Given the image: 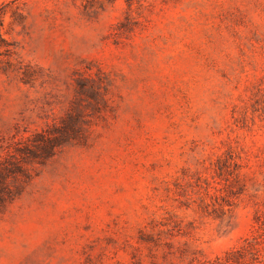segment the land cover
Here are the masks:
<instances>
[{
    "label": "rangeland",
    "instance_id": "374dc122",
    "mask_svg": "<svg viewBox=\"0 0 264 264\" xmlns=\"http://www.w3.org/2000/svg\"><path fill=\"white\" fill-rule=\"evenodd\" d=\"M0 171V264H264V0H0Z\"/></svg>",
    "mask_w": 264,
    "mask_h": 264
},
{
    "label": "trees",
    "instance_id": "16d2710c",
    "mask_svg": "<svg viewBox=\"0 0 264 264\" xmlns=\"http://www.w3.org/2000/svg\"><path fill=\"white\" fill-rule=\"evenodd\" d=\"M91 90L94 93L93 97L95 99V104L96 102L104 101V98L99 94V91L96 90L95 87H91ZM97 108H99L98 105ZM78 121V117H75L73 118L71 124H64L60 127H54L53 129L55 134L52 136L47 137L44 131L35 132L33 138H37L38 141H42L43 143V145L40 146V149L42 150L41 159L39 160L40 162L46 157H49L55 147L72 141H83L84 136L80 132ZM31 138L32 137L28 138L27 140L30 141ZM27 140H24L26 145V142H28ZM4 176V173L0 171V206L4 205L7 201L14 199L20 193L19 190L14 191L8 187L7 180L5 178L6 176ZM257 245L258 244H242L239 245L238 248H232L226 251L223 257L216 258L213 264H242L240 258L245 257L247 254H251V258L260 264L262 253L260 252V249ZM236 254L238 256H236Z\"/></svg>",
    "mask_w": 264,
    "mask_h": 264
}]
</instances>
